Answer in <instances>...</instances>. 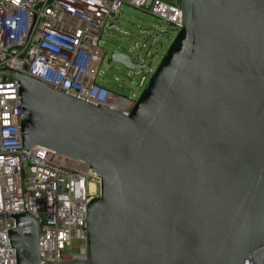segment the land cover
Returning <instances> with one entry per match:
<instances>
[{
	"label": "water",
	"instance_id": "obj_1",
	"mask_svg": "<svg viewBox=\"0 0 264 264\" xmlns=\"http://www.w3.org/2000/svg\"><path fill=\"white\" fill-rule=\"evenodd\" d=\"M181 11L127 114L0 71L17 80L21 149L100 177L86 259L41 263L37 221L18 212L16 264H264V0H181ZM106 62L142 67L119 52Z\"/></svg>",
	"mask_w": 264,
	"mask_h": 264
},
{
	"label": "built area",
	"instance_id": "obj_2",
	"mask_svg": "<svg viewBox=\"0 0 264 264\" xmlns=\"http://www.w3.org/2000/svg\"><path fill=\"white\" fill-rule=\"evenodd\" d=\"M123 4L147 10L174 32L181 28L178 0H0V71H20L79 100L129 113L137 95L96 82L101 31L121 16ZM150 71H142L139 86ZM19 116L17 80L0 72V264H16L7 229L14 227L10 213L18 212L37 221L41 263L85 260L86 205L99 194L100 177L54 150H22Z\"/></svg>",
	"mask_w": 264,
	"mask_h": 264
},
{
	"label": "rangeland",
	"instance_id": "obj_3",
	"mask_svg": "<svg viewBox=\"0 0 264 264\" xmlns=\"http://www.w3.org/2000/svg\"><path fill=\"white\" fill-rule=\"evenodd\" d=\"M181 3V0H178ZM121 16L103 27L98 46L104 52V59L98 69L96 82L104 85L118 95L131 97L140 95L145 84L152 75L156 65L161 60L176 32H169L171 26L163 20L150 14L147 10L135 8L131 5L121 6ZM162 32L151 47V35ZM111 52H119L129 57L143 68H130L122 63L114 62L107 65V58ZM148 72L145 83L139 86L142 71Z\"/></svg>",
	"mask_w": 264,
	"mask_h": 264
}]
</instances>
